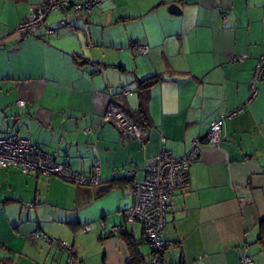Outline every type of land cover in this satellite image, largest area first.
<instances>
[{
	"label": "crops",
	"instance_id": "0c3cea01",
	"mask_svg": "<svg viewBox=\"0 0 264 264\" xmlns=\"http://www.w3.org/2000/svg\"><path fill=\"white\" fill-rule=\"evenodd\" d=\"M42 2L0 0V136L17 133L74 171L99 162L101 183L0 167V251L15 254L0 264H71L55 243L33 238L37 230L73 243L84 264H148L144 228L126 214L129 171L142 180L162 150L185 155L211 120L239 108L220 144L202 142L189 185L174 192L165 255L171 264H264V81L251 90L264 0H101L90 15L51 14L45 25L57 33L22 38L16 27ZM152 75L164 79L149 89L144 118L138 82ZM112 99L145 128V145L103 119ZM118 223L125 230L112 233ZM126 236L142 261L130 262Z\"/></svg>",
	"mask_w": 264,
	"mask_h": 264
},
{
	"label": "built area",
	"instance_id": "2783aa9c",
	"mask_svg": "<svg viewBox=\"0 0 264 264\" xmlns=\"http://www.w3.org/2000/svg\"><path fill=\"white\" fill-rule=\"evenodd\" d=\"M100 3L101 0H43L18 24L16 31L22 38L34 35L42 28L48 34L57 33L56 28H49L45 25L51 14L55 12L83 11L85 14L90 15ZM60 25L68 28L72 26L65 19L60 21ZM136 50L139 53L147 54L149 47L138 45ZM263 81L264 53L255 66L251 85L252 96L255 95L258 84ZM123 94L129 95L132 92L124 89ZM17 104L20 107H25L26 100L20 99ZM240 111H242V108L221 114L211 120L205 137L195 140L192 148L185 155L176 157L171 151L162 150L159 155L151 159L142 180L134 178L135 170L129 171L128 176L132 180L129 196L132 202L126 214L130 220L140 222L144 228L145 237L151 246L148 264H171L165 255L169 244L164 238V231L174 192L189 185L190 167L198 157L203 139L214 145L220 144L223 140V128L226 118ZM103 119L106 122L113 123L122 133L132 135L145 145L147 137L145 128L113 99L108 103ZM84 131L89 133L91 128L86 127ZM0 167L17 169L23 174L56 175L78 185L89 186L101 183L99 162L94 163L93 171L89 174L74 171L67 164L57 162L51 153L14 132H7L0 136ZM125 228V224L118 223L111 228V232H122ZM86 229H89V226H86ZM32 237L53 242L57 245V249L68 252L71 264H84L82 261L75 259L73 243L51 238L41 230L33 232ZM252 261L250 256L242 258L243 264H251Z\"/></svg>",
	"mask_w": 264,
	"mask_h": 264
},
{
	"label": "trees",
	"instance_id": "16d2710c",
	"mask_svg": "<svg viewBox=\"0 0 264 264\" xmlns=\"http://www.w3.org/2000/svg\"><path fill=\"white\" fill-rule=\"evenodd\" d=\"M80 63L85 64V63H87V60H83ZM163 79H164V77L162 75H152V76H149V77L142 79L138 82V91H139V94L141 96L140 111H141L142 115H144V118H146V116H147L146 115V103H147V99H148V91L154 84L160 82ZM203 141H204V139H203ZM112 182L116 183L117 179L112 181ZM114 183H111V185L106 190H108L110 187H112ZM259 227H260L259 241L264 245V218L261 219ZM126 238L128 240V244L130 246L131 256H132L130 262L133 263V262L142 261L139 254H138V251L136 249L137 242L130 237L126 236Z\"/></svg>",
	"mask_w": 264,
	"mask_h": 264
},
{
	"label": "water",
	"instance_id": "95a60500",
	"mask_svg": "<svg viewBox=\"0 0 264 264\" xmlns=\"http://www.w3.org/2000/svg\"><path fill=\"white\" fill-rule=\"evenodd\" d=\"M168 11L174 14H180L182 12L180 6L177 3H172L168 7Z\"/></svg>",
	"mask_w": 264,
	"mask_h": 264
},
{
	"label": "rangeland",
	"instance_id": "374dc122",
	"mask_svg": "<svg viewBox=\"0 0 264 264\" xmlns=\"http://www.w3.org/2000/svg\"><path fill=\"white\" fill-rule=\"evenodd\" d=\"M31 208H32V207H31ZM31 208H28V209H31ZM26 228H27L28 231H29V229H30V225H27ZM4 232H5V226L2 225V226H0V233H1V234H4ZM0 255H1V256H4V255H12V256H15V254H6V253H4V252H2V251H0ZM66 256H67V255H66ZM39 264H41V262H40ZM42 264H43V263H42Z\"/></svg>",
	"mask_w": 264,
	"mask_h": 264
}]
</instances>
